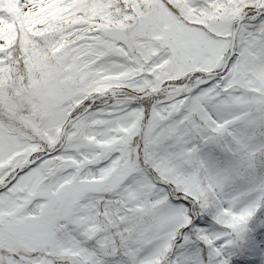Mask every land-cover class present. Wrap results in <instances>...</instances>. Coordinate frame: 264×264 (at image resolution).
Wrapping results in <instances>:
<instances>
[{"label": "snow or ice", "instance_id": "6c2138e0", "mask_svg": "<svg viewBox=\"0 0 264 264\" xmlns=\"http://www.w3.org/2000/svg\"><path fill=\"white\" fill-rule=\"evenodd\" d=\"M0 264H264V0H0Z\"/></svg>", "mask_w": 264, "mask_h": 264}]
</instances>
